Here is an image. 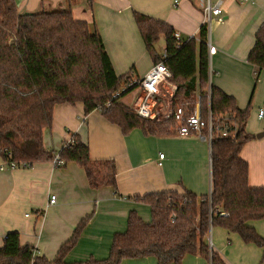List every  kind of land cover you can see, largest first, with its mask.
<instances>
[{
  "label": "trees",
  "instance_id": "1",
  "mask_svg": "<svg viewBox=\"0 0 264 264\" xmlns=\"http://www.w3.org/2000/svg\"><path fill=\"white\" fill-rule=\"evenodd\" d=\"M133 15L154 64L163 61L172 74L170 81L177 86L172 109L181 106L192 113L200 96L206 117L210 87L215 123L220 121L221 126L228 116L236 126L233 137H216L212 143L210 195L169 191L144 196L143 203L151 208V222L131 212L126 232L115 236L105 260L66 262L83 221L53 260L22 247L19 233H9L0 248V264H121L127 258L149 256L156 257L159 264H181L188 255L226 264L208 243L210 230L216 226L239 234L247 244L264 247V238L249 225L264 220V188L250 187L249 165L241 158L243 147L254 139L246 131L249 109H239L233 97L210 85L208 24L201 26L197 37L178 39L166 22L136 11ZM161 40L165 59L158 50ZM248 62L257 70L258 79L264 71V24L256 34ZM132 80V72L116 74L96 25L75 20L71 8L26 14L15 0H0V157L4 162L34 165L58 157L63 167L76 163L83 168L91 188L116 189L115 161L92 160L88 144L78 134L58 151L47 149L44 134L53 128L57 105L82 103L86 115L102 107V115L124 135L135 129L145 136L175 135L174 117L143 119L123 103L126 95L137 90L132 86L122 92Z\"/></svg>",
  "mask_w": 264,
  "mask_h": 264
},
{
  "label": "crops",
  "instance_id": "2",
  "mask_svg": "<svg viewBox=\"0 0 264 264\" xmlns=\"http://www.w3.org/2000/svg\"><path fill=\"white\" fill-rule=\"evenodd\" d=\"M207 1L93 0L90 4L89 0H21L19 10L38 13L71 8L75 20L96 25L116 74L132 72L137 79L155 64L134 11L166 22L180 36L192 38L205 22ZM263 24L264 0H225L221 18L213 19L209 26V40L216 48V54L209 58L210 85L233 97L239 109H249L246 131L254 139L243 147L241 158L249 165L251 188H264V137L257 138L264 132V118H259L264 109V71L257 79V70L248 62ZM158 50L162 56L165 47L161 50L158 44ZM171 109L172 100L166 95L163 107L158 108L161 118ZM73 134L88 144L92 160L115 161L117 188H91L85 170L76 163L56 167L54 162H43L0 170V248L5 237L15 232L22 247L53 260L84 221L66 262L105 260L115 236L126 232L131 212L151 222V208L143 203L144 196L188 191L203 197L212 191L211 147L195 134L145 136L135 129L124 135L99 111L86 115L82 103L57 105L53 128L44 134L45 147L58 151ZM4 164L0 157V168ZM53 195L57 197L55 204L50 203ZM249 225L264 238V220ZM208 243L226 264H264V247L247 244L239 234L220 226L211 228ZM121 264H159V260L154 256L127 258ZM181 264L211 262L188 255Z\"/></svg>",
  "mask_w": 264,
  "mask_h": 264
},
{
  "label": "built area",
  "instance_id": "3",
  "mask_svg": "<svg viewBox=\"0 0 264 264\" xmlns=\"http://www.w3.org/2000/svg\"><path fill=\"white\" fill-rule=\"evenodd\" d=\"M225 0H208L205 7V22L208 24L215 18H221L223 14ZM246 0H242L245 2ZM176 37L179 39L180 34L176 33ZM209 48V58L216 54V48H214L210 40H208ZM165 53L162 55V59H165ZM172 74L163 61L155 64L151 70L142 78L133 79L132 82L127 84L122 92L136 86L138 90V96L134 103L135 113L143 119H158L161 120L162 114L158 110L159 107H163L165 102L166 95L172 100L174 97L177 86L173 84L170 80ZM167 88H169L167 90ZM119 93H117L118 95ZM208 99V111L206 117L203 115L202 110V100L198 96L196 98L195 108L192 113H188L184 107H178L176 110L171 109L168 114L163 113L164 119L174 117L177 123L176 134L179 136H189L192 134L197 135L201 140L209 143L212 148V143L216 137L228 138L233 137L237 130L233 122H230V118H225L226 120L222 121L221 126H219L220 121L215 123L212 111H211V90L209 87L207 93ZM110 106V103L107 104V107ZM96 111H99L102 114L103 108L99 107ZM259 118H264V109L259 113ZM218 125V126H217ZM160 159H164V155L160 156ZM56 167L64 166V162L58 157L53 161ZM161 165V164H160ZM32 164L28 162H5L4 166L0 168L1 171L5 169L15 170L18 168H29L32 167ZM57 201L56 196H51V204H55ZM220 215L226 216V213L221 212ZM174 223V221H173ZM211 247V246H210Z\"/></svg>",
  "mask_w": 264,
  "mask_h": 264
},
{
  "label": "rangeland",
  "instance_id": "4",
  "mask_svg": "<svg viewBox=\"0 0 264 264\" xmlns=\"http://www.w3.org/2000/svg\"><path fill=\"white\" fill-rule=\"evenodd\" d=\"M159 47L161 48V50H164V40H161L160 43H159ZM138 96V90H135L131 93H129L128 95H126L124 98H123V103H125L126 105H129V106H134V103L136 101V98ZM134 109V108H133Z\"/></svg>",
  "mask_w": 264,
  "mask_h": 264
},
{
  "label": "water",
  "instance_id": "5",
  "mask_svg": "<svg viewBox=\"0 0 264 264\" xmlns=\"http://www.w3.org/2000/svg\"><path fill=\"white\" fill-rule=\"evenodd\" d=\"M15 2H16V4L19 6L20 3H21V0H15ZM26 14H29V13H26ZM263 137H264V132H263V133H260V134L257 135V138H258V139H261V138H263Z\"/></svg>",
  "mask_w": 264,
  "mask_h": 264
}]
</instances>
